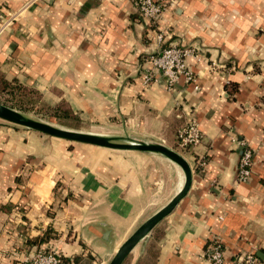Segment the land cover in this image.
<instances>
[{"label": "crops", "instance_id": "crops-1", "mask_svg": "<svg viewBox=\"0 0 264 264\" xmlns=\"http://www.w3.org/2000/svg\"><path fill=\"white\" fill-rule=\"evenodd\" d=\"M137 1L0 0V27L11 22L0 35V71L50 105L68 102L82 121L119 138L163 144L189 163V192L123 264L149 260L152 246L155 264H211L207 250L215 240L228 264L248 252L264 261V0H154L164 7L155 22L142 18ZM167 47L193 51L186 65L196 84L170 87L155 68L153 57ZM189 120L203 141L183 149L177 132ZM5 129L0 264H22L41 249L78 264H110L185 185L183 170L160 154L94 149L67 160L62 151L51 165L44 163V139ZM36 141L44 166L17 181L33 163ZM244 147L254 165L241 183ZM67 176L64 195L73 199L51 216L53 191ZM50 227L59 239L28 243Z\"/></svg>", "mask_w": 264, "mask_h": 264}, {"label": "rangeland", "instance_id": "rangeland-1", "mask_svg": "<svg viewBox=\"0 0 264 264\" xmlns=\"http://www.w3.org/2000/svg\"><path fill=\"white\" fill-rule=\"evenodd\" d=\"M10 25H11V22H7L5 26L9 27ZM24 87H25L24 89L15 90L14 93L16 95H14L12 92H9L6 94L0 93V104L23 114L25 117L29 119L47 123L59 129L77 131V132H82V133H93V134H99L103 136H107L109 134L107 136L109 138H115V139L119 138V137H116L118 135H112L109 132V130H107L106 127L104 126H96V124H92L90 122H85L82 120L77 122L73 120L55 119L52 116L53 114L52 108L55 107L57 103L55 105H50L47 103L45 97L38 90L30 86H27V85ZM5 128H11L13 130H16L17 132H22V133L29 132L30 136H37V140L38 138L44 139V142L49 144V148H50V152L48 153L49 157L44 156V159H45L44 163L49 161L51 165H53V163L57 161V156L62 151H64L65 153L67 152V155H66L67 160L77 159L78 158L77 155L79 153H83L82 150H94V149L101 150L102 149V150H108L109 152H113L115 154L124 152V151L110 150V149L100 148L96 146L67 141L63 139H58V138L40 133L38 131L28 129V128H25L19 125H15V124H12V123H9V122H6L0 119V130H6ZM113 134H116V133H113ZM116 141H121V140L117 139ZM38 145H39V141L34 142V151H33L34 153L31 159L28 160L30 161V163L33 162L32 163L33 165L30 164V167L24 166L20 172L21 177H18L17 181H20L22 178H29L32 173L39 172L41 167L44 166V164L41 163L44 159L41 157L42 153L39 152L40 150L38 148ZM56 148H59L58 150H60V152L57 153L55 151ZM69 179L70 177L67 176V177L59 179V181L57 182V185L53 191L54 201L50 209L51 216L55 210L65 208V206L68 203L69 198L73 199V196L71 193H69L68 196L66 197L64 195V190L67 187L71 186V184L69 183ZM50 228H51L50 230H52L51 238L55 240L59 239L60 238L59 232L56 231L55 229H52V227Z\"/></svg>", "mask_w": 264, "mask_h": 264}, {"label": "built area", "instance_id": "built-area-1", "mask_svg": "<svg viewBox=\"0 0 264 264\" xmlns=\"http://www.w3.org/2000/svg\"><path fill=\"white\" fill-rule=\"evenodd\" d=\"M137 6L143 19L155 22L164 11L162 4L154 0H138ZM6 25V24H5ZM5 25L0 27V35L5 29ZM159 40H164V33L159 34ZM193 54L190 49L179 47L164 48L157 56L153 57L155 68L162 72L169 82L170 87L179 84L184 80L186 84H196V76L186 65V59ZM151 75L146 78V82L151 81ZM198 89V87H195ZM179 145L183 149H192L200 145L203 141V133L199 124L195 120H189L178 131ZM254 156L253 152L244 147L239 163V182L246 183L253 173ZM208 260L211 264H228L226 252L220 241L215 240L207 250ZM22 264H68L63 260V256L54 249H41L33 256L26 259ZM233 264H264L254 252H248L235 258Z\"/></svg>", "mask_w": 264, "mask_h": 264}, {"label": "water", "instance_id": "water-1", "mask_svg": "<svg viewBox=\"0 0 264 264\" xmlns=\"http://www.w3.org/2000/svg\"><path fill=\"white\" fill-rule=\"evenodd\" d=\"M0 119L15 125L38 131L40 133L67 141L96 146L116 151H135L144 153L160 154L177 164L185 174V185L175 198L156 215L140 226L119 248L110 264H123L131 252L146 239L155 227L170 215L179 202L187 195L192 184V171L189 163L176 151L163 144H153L131 140L129 138H109L107 136L82 133L56 128L50 124L35 121L23 114L0 104ZM121 141H116V140ZM109 233V232H108Z\"/></svg>", "mask_w": 264, "mask_h": 264}, {"label": "trees", "instance_id": "trees-1", "mask_svg": "<svg viewBox=\"0 0 264 264\" xmlns=\"http://www.w3.org/2000/svg\"><path fill=\"white\" fill-rule=\"evenodd\" d=\"M24 88L25 87L19 84L17 81H9L6 78V76L0 71V93L1 94L12 92L14 95H16L14 93L15 90L24 89ZM52 110H53L52 116L55 119L73 120L77 122L81 120L80 117L74 112L71 105L64 100L61 101L59 104H57L55 107H53ZM177 141H178V132H177ZM178 146L180 147L179 141H178ZM5 208L6 207H3L2 210H4ZM51 234H52V230L49 229L45 233H43V235H40L39 237L30 240L28 243L34 244L36 246H39L42 243H47L53 239L51 238ZM147 256L149 257V260L141 261L140 264H155L158 258V251L156 250L154 246L149 248V250L147 251ZM63 260L65 263H68V264H78L77 262L78 258H73V259L63 258Z\"/></svg>", "mask_w": 264, "mask_h": 264}]
</instances>
